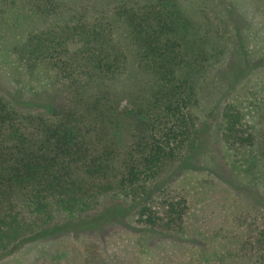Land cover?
<instances>
[{
	"label": "trees",
	"instance_id": "obj_1",
	"mask_svg": "<svg viewBox=\"0 0 264 264\" xmlns=\"http://www.w3.org/2000/svg\"><path fill=\"white\" fill-rule=\"evenodd\" d=\"M20 6L14 78L55 92L0 93V258L115 224L182 234L193 187L179 176L204 149L202 96L234 45L240 0H0V24ZM219 123L231 172L264 196V82L230 98ZM230 221L190 261L264 264V201ZM84 247L83 264H111L99 242Z\"/></svg>",
	"mask_w": 264,
	"mask_h": 264
},
{
	"label": "rangeland",
	"instance_id": "obj_2",
	"mask_svg": "<svg viewBox=\"0 0 264 264\" xmlns=\"http://www.w3.org/2000/svg\"><path fill=\"white\" fill-rule=\"evenodd\" d=\"M230 16L234 45L225 61L213 71L202 96L204 149L196 156L194 167L179 176L193 187L186 230L160 237L115 224L100 230L67 232L24 243L1 257L0 264H83L88 240L100 243L102 254L111 264H196L195 253L208 256L216 250L214 232L221 225L227 228L235 213L263 203L264 196L258 187H246L231 172L219 122L221 110L230 98L248 91L256 82H264V0H240V6L231 7ZM27 21L20 6L0 24V93L21 103L55 92V88L22 89L12 73L9 49L27 28ZM191 254L194 260L190 261Z\"/></svg>",
	"mask_w": 264,
	"mask_h": 264
}]
</instances>
